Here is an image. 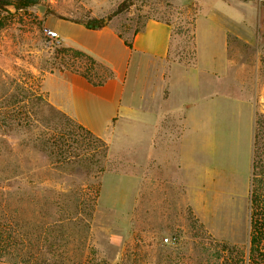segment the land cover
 <instances>
[{
    "label": "rangeland",
    "instance_id": "rangeland-1",
    "mask_svg": "<svg viewBox=\"0 0 264 264\" xmlns=\"http://www.w3.org/2000/svg\"><path fill=\"white\" fill-rule=\"evenodd\" d=\"M80 1L39 0L0 28V264H250L253 163L249 178L248 152L237 135L225 136L216 162L222 181L196 210L167 199V190L165 199H151L134 167L135 154L126 160L117 141L111 150L105 141L109 151L103 156L101 144L81 134L74 152L85 156L69 165L35 145L55 133L45 126L44 108L31 102L32 94L47 99L41 90L45 75L79 72L94 84L108 75L100 65L60 54L64 46L52 45L43 32L42 18L54 13L52 7L67 13ZM84 1L100 17L111 16L126 37L148 19L170 23V58L194 64L199 0ZM255 1L262 20L252 5L244 12L262 36L257 49L242 50L241 59L255 64L245 95L256 102L253 161L257 152L264 163V0ZM222 83V93H238L227 74ZM224 106V117L230 116ZM239 167L245 174H237Z\"/></svg>",
    "mask_w": 264,
    "mask_h": 264
},
{
    "label": "crops",
    "instance_id": "crops-1",
    "mask_svg": "<svg viewBox=\"0 0 264 264\" xmlns=\"http://www.w3.org/2000/svg\"><path fill=\"white\" fill-rule=\"evenodd\" d=\"M255 2L199 0L192 65L170 58L174 34L166 21L148 19L126 37L110 22L101 29L87 28L85 21L102 17L84 0L67 13L52 7L54 13L42 18L44 25L57 32L64 47L89 55L108 75L96 85L79 72L48 73L41 90L110 150L117 141L126 160L135 154L134 167L141 184L150 186L151 199H165L167 190V199L196 210L204 194L220 186L217 155L230 133L248 152L251 176L256 102L245 90L255 64L241 58L244 50L258 48L262 36L244 12L252 5L262 20V5ZM223 74L234 80L238 93H222ZM225 103L229 118L224 117ZM236 172L245 174L241 167Z\"/></svg>",
    "mask_w": 264,
    "mask_h": 264
},
{
    "label": "trees",
    "instance_id": "trees-1",
    "mask_svg": "<svg viewBox=\"0 0 264 264\" xmlns=\"http://www.w3.org/2000/svg\"><path fill=\"white\" fill-rule=\"evenodd\" d=\"M39 3V0H0V28H3L9 23L10 19L18 12L34 7ZM12 9L14 11L12 12ZM111 16L107 18H93L84 22L89 29H101L109 24ZM131 47V43L128 42ZM60 54H72L77 58H84L93 65H99L89 55L75 49L64 47L60 49ZM65 69V67H64ZM87 77V76H86ZM90 80V78H87ZM91 81V80H90ZM99 82L96 85H100ZM33 104L41 105L47 112V118L44 119L45 126L54 129V134L48 137L37 139L35 145L41 150L47 151L50 156L60 164H72L75 157H84V153L75 155V146L78 144L81 134L90 137L95 142L102 146L103 156H106L109 149L107 143L101 138L96 137L91 131L79 125L73 119L68 117L62 111L54 107L46 98L41 95L32 94ZM36 102V103H35ZM19 125V124H17ZM58 136V137H57ZM256 138V135H255ZM103 168H99L102 172ZM99 188L94 191L97 196ZM250 264H264V163L259 156L254 158L253 172L250 188Z\"/></svg>",
    "mask_w": 264,
    "mask_h": 264
},
{
    "label": "built area",
    "instance_id": "built-area-1",
    "mask_svg": "<svg viewBox=\"0 0 264 264\" xmlns=\"http://www.w3.org/2000/svg\"><path fill=\"white\" fill-rule=\"evenodd\" d=\"M43 32L49 38L52 45H54L56 47H60L63 45L62 38L54 30H52L48 27H44Z\"/></svg>",
    "mask_w": 264,
    "mask_h": 264
},
{
    "label": "water",
    "instance_id": "water-1",
    "mask_svg": "<svg viewBox=\"0 0 264 264\" xmlns=\"http://www.w3.org/2000/svg\"><path fill=\"white\" fill-rule=\"evenodd\" d=\"M41 7V6H40ZM44 9V7H41L40 10L42 11Z\"/></svg>",
    "mask_w": 264,
    "mask_h": 264
}]
</instances>
